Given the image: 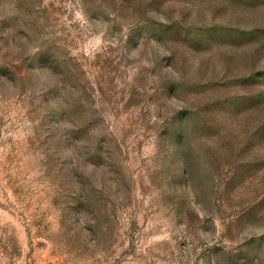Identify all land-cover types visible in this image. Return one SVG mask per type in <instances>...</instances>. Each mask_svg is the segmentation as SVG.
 Returning a JSON list of instances; mask_svg holds the SVG:
<instances>
[{"label": "rangeland", "instance_id": "1", "mask_svg": "<svg viewBox=\"0 0 264 264\" xmlns=\"http://www.w3.org/2000/svg\"><path fill=\"white\" fill-rule=\"evenodd\" d=\"M0 264H264V0H0Z\"/></svg>", "mask_w": 264, "mask_h": 264}]
</instances>
